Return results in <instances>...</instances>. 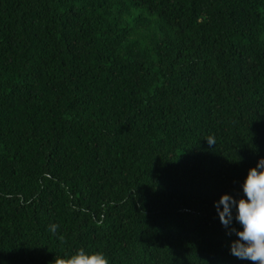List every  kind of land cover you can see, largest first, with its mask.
Masks as SVG:
<instances>
[{"label":"trees","instance_id":"trees-1","mask_svg":"<svg viewBox=\"0 0 264 264\" xmlns=\"http://www.w3.org/2000/svg\"><path fill=\"white\" fill-rule=\"evenodd\" d=\"M262 157L264 0H0V264H251Z\"/></svg>","mask_w":264,"mask_h":264},{"label":"clouds","instance_id":"clouds-1","mask_svg":"<svg viewBox=\"0 0 264 264\" xmlns=\"http://www.w3.org/2000/svg\"><path fill=\"white\" fill-rule=\"evenodd\" d=\"M210 145L215 144L214 138H207ZM244 195L237 198L225 193L216 202L217 212L221 223L227 227L233 217L242 226L236 230L238 239L231 244V253L251 264H264V157L256 166L248 170L243 182ZM220 205H223L221 209ZM52 264H109L107 257L99 251L84 248L56 257Z\"/></svg>","mask_w":264,"mask_h":264}]
</instances>
